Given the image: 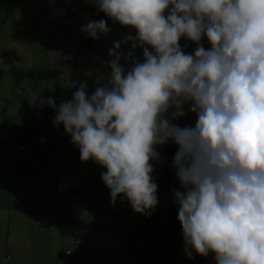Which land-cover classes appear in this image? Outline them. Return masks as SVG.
Returning <instances> with one entry per match:
<instances>
[{
	"label": "clouds",
	"instance_id": "obj_1",
	"mask_svg": "<svg viewBox=\"0 0 264 264\" xmlns=\"http://www.w3.org/2000/svg\"><path fill=\"white\" fill-rule=\"evenodd\" d=\"M95 2L136 30L123 38L132 48L125 56L114 41L111 76L90 96L84 82L58 107L42 98L55 110L54 125H63L81 161L106 169L101 179L111 202L123 195L145 216L158 203L150 161L171 140L186 250L212 252L216 264H264V0ZM81 30L94 40L111 31L104 19ZM182 37L196 43L194 54L181 48ZM185 104L195 127L175 123Z\"/></svg>",
	"mask_w": 264,
	"mask_h": 264
},
{
	"label": "crops",
	"instance_id": "obj_2",
	"mask_svg": "<svg viewBox=\"0 0 264 264\" xmlns=\"http://www.w3.org/2000/svg\"><path fill=\"white\" fill-rule=\"evenodd\" d=\"M7 19L8 12L3 16L0 12V69L6 74L11 65L25 72L51 69L70 51L58 49L63 40L61 35H52L54 25L47 26L49 33L44 21L30 24L23 16L11 30L6 28ZM107 25L111 31L101 34L81 54V65L77 66V59L62 78L49 83L12 82L8 75L0 79V264H210L207 256L186 250L182 226L171 216L172 205L177 204L174 192L180 190L173 167L177 145L169 140L157 146L160 160L150 161L158 203L144 223V215L136 213L123 195L115 204L111 202L110 190L101 179L106 169L92 159L81 161L79 148L63 125H54L55 110L42 102V98L52 97L58 107L72 99L80 83L86 82L90 96L108 82L112 72L109 49L119 40V51L126 56L132 46L123 38L135 36L136 30L109 17ZM179 43L186 54H194L195 42L182 37ZM134 56L143 61V50L137 48ZM120 63L126 70L132 67L123 57ZM61 90L65 91L62 97ZM184 112L175 123L195 127L197 116L189 104L184 105ZM40 129L46 134V143L52 145L51 151L37 142ZM67 148L70 152L65 154ZM60 165L81 172V189L60 185ZM52 167L56 173L45 179ZM93 178L96 180L88 187ZM71 187L82 193L81 203L64 199ZM162 225L166 229L158 232ZM158 234L156 243L153 238Z\"/></svg>",
	"mask_w": 264,
	"mask_h": 264
},
{
	"label": "rangeland",
	"instance_id": "obj_3",
	"mask_svg": "<svg viewBox=\"0 0 264 264\" xmlns=\"http://www.w3.org/2000/svg\"><path fill=\"white\" fill-rule=\"evenodd\" d=\"M97 9L98 7L95 0H0V12L2 16L3 12H8V19L6 20L7 29L12 30L16 21L23 20V16L30 24H37L36 22L40 20L44 21L45 27L52 24L54 25L53 32H56L52 35L55 37L61 35L63 40V45L58 44L57 47L65 52L67 49H74L79 41L88 37L81 29L82 26L86 27L89 21L94 20V13ZM47 30L49 33L51 32L48 27ZM78 61L79 64L77 66H80L81 56L78 58ZM5 65V67H8L7 64ZM4 75L8 74L4 72ZM6 80L10 82L8 78ZM15 85L17 86L16 83L13 86ZM64 92V90L59 92L60 97L64 95ZM45 145L48 147L49 151L52 150V145H50V143H46ZM72 146L74 145L71 143L70 147ZM60 147L63 148V146ZM69 148L65 150V154L70 152ZM65 167L66 166L61 165L58 166L59 170H57V174L61 177L60 185L62 184L65 188L76 185L81 189V172L76 174ZM54 169L55 168L52 167L44 174L45 179L47 175L50 176L51 172L56 173ZM81 194L80 192L78 195H74L69 192L64 194V199H76L81 203ZM142 220L144 223L147 222V218H142ZM147 236L149 237V234ZM158 238L159 234L153 238V240L156 242Z\"/></svg>",
	"mask_w": 264,
	"mask_h": 264
},
{
	"label": "trees",
	"instance_id": "obj_4",
	"mask_svg": "<svg viewBox=\"0 0 264 264\" xmlns=\"http://www.w3.org/2000/svg\"><path fill=\"white\" fill-rule=\"evenodd\" d=\"M93 19L95 21H99L100 19H104L107 22L108 16L105 13L100 12L99 9H97L96 12L94 13ZM95 41H96V39L94 40L90 36L86 37L85 39L80 41L74 49L68 51L64 55V57L61 58L56 63L55 67H53L51 69H36V70L30 71V72H25L21 68L11 65V67L7 71V74H8V76L12 82H26V83L27 82L28 83H43L44 82V83H49V82L58 80L66 74V72L69 68H71L72 66H74L77 63L78 57L81 56V54H83L89 48H91L94 45ZM201 42L203 44V39L201 40ZM205 48H207V47H205ZM207 50H210V48ZM3 75H4V71L2 69H0V79H2ZM40 130H42V129H40ZM45 136H46V134H45ZM46 140H47V137H46ZM95 180H96V178L91 179L90 182L88 183V187H91L92 183ZM69 191L71 194H74V195H77L78 193H80V191L74 187H71ZM178 209H179L178 204L172 205L171 216L175 222H179L178 218H177L178 217ZM103 212L108 213V211H106V210ZM142 217L147 218L148 216L144 215ZM164 229H166V225H162L158 229V232L164 231Z\"/></svg>",
	"mask_w": 264,
	"mask_h": 264
},
{
	"label": "built area",
	"instance_id": "obj_5",
	"mask_svg": "<svg viewBox=\"0 0 264 264\" xmlns=\"http://www.w3.org/2000/svg\"><path fill=\"white\" fill-rule=\"evenodd\" d=\"M203 39V45L204 47H211L210 43L207 41L206 37L202 38ZM35 138L37 140V142L41 145H44L46 142V136L45 133L42 130H38L36 132ZM47 151V149H45ZM207 261L210 264H216V260H215V254L212 252H209V254L207 255Z\"/></svg>",
	"mask_w": 264,
	"mask_h": 264
}]
</instances>
